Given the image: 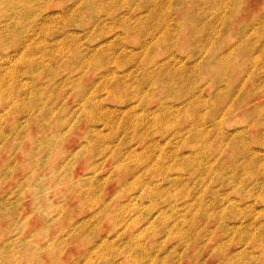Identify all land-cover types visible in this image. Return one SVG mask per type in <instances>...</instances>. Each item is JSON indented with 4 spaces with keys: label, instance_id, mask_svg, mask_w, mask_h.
<instances>
[{
    "label": "rangeland",
    "instance_id": "obj_1",
    "mask_svg": "<svg viewBox=\"0 0 264 264\" xmlns=\"http://www.w3.org/2000/svg\"><path fill=\"white\" fill-rule=\"evenodd\" d=\"M18 1L0 264H264V0Z\"/></svg>",
    "mask_w": 264,
    "mask_h": 264
},
{
    "label": "bare ground",
    "instance_id": "obj_2",
    "mask_svg": "<svg viewBox=\"0 0 264 264\" xmlns=\"http://www.w3.org/2000/svg\"><path fill=\"white\" fill-rule=\"evenodd\" d=\"M19 3H21L22 5L23 4H27V3H29V1L28 0H20V1H18L16 4H13L16 8H19L18 6H19ZM153 3V2H152ZM153 4H155V3H153ZM28 5V4H27ZM26 5V6H27ZM153 13V12H152ZM163 16V15H162Z\"/></svg>",
    "mask_w": 264,
    "mask_h": 264
}]
</instances>
